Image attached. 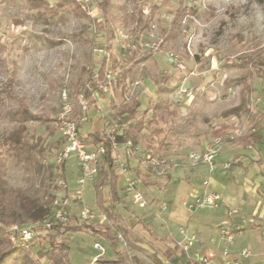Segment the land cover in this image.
<instances>
[{
    "label": "rangeland",
    "instance_id": "obj_1",
    "mask_svg": "<svg viewBox=\"0 0 264 264\" xmlns=\"http://www.w3.org/2000/svg\"><path fill=\"white\" fill-rule=\"evenodd\" d=\"M48 1L53 7L58 2L0 0V136L15 127L12 114L26 106L37 118L28 123L29 135L41 137L46 148L39 163L30 169L6 157V182L34 199L46 201L54 209V200L65 195L62 184L74 186L80 176L75 158L59 163L64 143L60 121L64 93L68 94L73 108L71 118L79 123L81 136L89 142V135L95 132L105 130L111 137L126 133L128 128L117 114L119 105L124 100L138 99L142 104L141 117L150 99L156 96L153 77L158 74L164 86L171 89L165 98L177 115L160 124L163 130L160 136L151 137L148 130L143 132L145 144L151 143L157 152L152 154L141 144L128 145L127 139L126 143L116 145L113 153L116 171L123 177L128 194L123 193L124 200L117 205L127 234L116 231L117 245L105 237L87 233L67 234L58 241L70 247V264H90L98 254L93 247L95 243L105 249L98 264H123V258L118 256L121 250L127 264L153 261L154 255L163 259L167 245L157 240L159 235L155 231L160 233V227L169 228L165 217L170 207L162 190L148 188L151 183L165 184L174 172L189 174L203 167L209 171L205 164L193 165L189 154L216 149L217 157L223 160L210 173L223 171L234 182H241V189L247 182L248 187L257 186L258 174L252 177L243 170L236 172L238 163L248 165L246 158L254 155L256 149H247L241 155L243 151L238 145L217 144L212 131L226 119L224 112L242 103L241 88L248 68L236 63L247 60L251 67L259 58H264V4L254 0H75L81 10L76 5L66 6L58 9V16L52 18ZM106 9L113 29L109 42L100 26L106 25L103 15ZM137 18L142 19L140 23ZM147 23L150 27H145ZM106 46L111 48L110 53L121 68L127 65L132 52L137 56L150 50L156 53L133 69L128 94L115 96L109 86L108 91L98 87L84 113L74 91L98 74L103 58L109 56ZM111 70L112 64L108 61L106 71ZM117 72L112 70L115 76ZM252 86L249 110L237 114L233 128L246 137L252 135V127L257 124L264 133V74L263 78L255 77ZM1 88H8L12 93ZM151 116L149 113L146 120H151ZM148 156L161 163L152 165ZM163 163L171 166L169 174L161 173ZM196 178L204 188L207 177ZM100 179L99 171L95 183L85 186L83 193L84 205L103 218L105 215L96 205ZM129 180L134 182L133 190L128 189ZM176 184L177 190L180 188L177 193L182 194L181 186L192 181L180 174ZM102 190L109 200L108 188ZM256 197L264 199V189ZM182 199L186 207V196ZM74 211L69 224L109 223L106 216L105 221L85 222L79 219L78 210L74 208ZM253 216H258L257 212ZM151 219L159 222L158 225L151 223ZM36 223L28 220L25 226L35 227ZM35 228L36 243L30 248L37 255L40 249L49 248L45 236L50 231L41 226Z\"/></svg>",
    "mask_w": 264,
    "mask_h": 264
},
{
    "label": "trees",
    "instance_id": "obj_2",
    "mask_svg": "<svg viewBox=\"0 0 264 264\" xmlns=\"http://www.w3.org/2000/svg\"><path fill=\"white\" fill-rule=\"evenodd\" d=\"M254 1L264 4V0ZM46 3L51 7V12H53L51 16L52 18L58 16V9L66 6L74 7V5H76V9L81 10L75 0H58L57 5L54 7L49 1ZM103 11L106 25L100 24V26L101 30H103L102 32L105 33L107 42H109L113 29L111 28V21L108 17L109 13L107 9ZM138 20V23H140L142 19L137 18V21ZM145 27H150V25L147 23ZM106 51L109 52V56H105L102 60V65L98 72L99 79L101 81L105 80L106 67L108 61H111L112 70L118 72L115 79L111 81L109 85L115 96L122 97L129 93V80L133 69L138 67L142 61L150 60V58L156 53L155 50H150L143 55L140 54L137 56V53L132 52V56L127 62V65L121 68L120 63L115 56L110 53L111 48L106 46ZM243 61L246 63H236V65L238 64L241 67L248 68L246 78H243L245 81L244 85L241 88L242 103L239 106L224 112V117L237 114L241 110L247 108L250 104V94L254 91V87L252 86L254 78H263L264 58H259L251 67L249 66V61ZM159 77L158 74L153 77V81L157 87V93L155 98L150 99L147 110L143 112L141 117L139 115L142 104L138 99L133 98L129 101L124 100L119 105L117 114L122 121V124L128 129L126 133L114 136L115 142L118 145L126 143L128 139L129 141H132L134 145L141 144L146 147L152 154L157 152V149L153 147L151 143L148 145L145 144L143 132L148 130L151 137L160 136L163 132V130L159 128L160 124L167 123L177 115L174 110H171L169 100L165 98V94L171 92V89L164 86L165 83H162V80H160ZM163 81L166 80L163 79ZM98 87L99 84L96 80L91 79L88 83L77 86L74 93L77 97L84 95L87 99H90ZM1 91H11L12 93V90H8V88H1ZM149 113H151L152 116L151 120L147 121L146 119ZM12 118L15 127L9 133L0 136V264H70V247L65 244L64 241H58L59 238L64 237L67 234H94V236L105 237L114 245H117L119 238L117 237L116 231L121 230L124 234H127V231L125 228L124 217L118 212L117 206L122 203V200L117 186L119 175L114 164V148L110 135H108L105 130L103 132L90 134V141L87 142L86 140V142L93 145L104 144L106 147V154L100 168L101 179L99 185L101 188L96 195V205L107 217L109 223L101 226L85 223L79 225H54L50 230V234L45 236L49 248L40 249L37 255L32 252L31 248L27 249L12 243L7 231L8 227L14 225L24 227L27 225L28 220H33L35 222L43 220L45 217L51 215L53 211L46 201L34 199L21 190L13 189L6 182L8 174V167L5 160L6 157L12 158L17 165L22 166L24 169H30L39 163V157L43 156L46 151L41 137L37 138L34 135H29L28 123L37 118L26 106H23L14 112ZM229 129V126L223 124L213 131L214 138L221 139V145L230 142H239L244 147L252 145L250 140L243 137L232 139L227 132ZM253 143H256V141ZM104 187L109 188V200L105 199L102 190ZM35 239L33 240L32 245L36 243ZM180 250L181 247L176 245L173 248H169L165 255L168 259H171ZM118 256H121L124 261L127 260V257L122 250L118 252Z\"/></svg>",
    "mask_w": 264,
    "mask_h": 264
},
{
    "label": "crops",
    "instance_id": "obj_3",
    "mask_svg": "<svg viewBox=\"0 0 264 264\" xmlns=\"http://www.w3.org/2000/svg\"><path fill=\"white\" fill-rule=\"evenodd\" d=\"M243 110L247 112L249 110V105ZM262 112L264 114V110H262ZM237 114L226 117V119L221 122V125L224 124L230 127L227 132L232 139L243 137L250 140L252 145L244 147L239 142H230L225 145H238V148L243 151V153H240L241 155H245L247 149H256L255 153H253L254 155H251L250 158H246L249 161L248 165L238 163L236 172L238 170H243L244 173L252 177L258 174V179L255 180H258L257 186L254 188L248 187L247 182L245 188L241 189V182H234L232 177L229 178L223 171L216 170V172L210 173L205 167L189 174L174 172L170 175V180L165 184L161 182L151 183L148 188L151 190H162L165 195V201H167L170 207L168 210L169 214L165 217L166 221L169 223V228L163 229L160 227L162 224H160V233L155 231V235H159L157 236V240L165 243L167 246L163 253V259L154 255L153 261L147 259L143 260L141 264H198L191 260L182 249L171 259H168L165 255L169 248L175 247L178 245V242H183L186 237H191L194 234L200 235L201 241L196 243L191 249L190 255L192 256L196 253L206 255L210 252H217L219 254L217 258L219 263H223L227 260H237L241 264H264V199L256 197L259 195V191L264 189V133L262 132L263 128H261L260 124H257V127H252L253 133H251L252 135L250 137L242 136V134L236 132L233 128L236 126V121L238 120ZM231 131L233 132L230 133ZM254 141H256V143H253ZM242 158L243 156L240 157V159ZM222 160V157H216L217 164ZM240 171H238V173H240ZM180 174L187 176L192 181V184L181 186L182 194L177 193L180 188L177 190L178 184H176ZM198 175L206 176L209 181L208 189L222 195L223 203L220 207L214 209H199L196 212H192L183 206L182 196H186L187 200L190 201L193 195L196 193L198 195L202 194L206 190L205 187L203 188L202 184L198 182L196 178ZM117 186L121 200H124L122 194L126 193V184L121 175H119ZM247 187L249 188L248 190ZM255 212H257L258 216H253ZM138 213H142L141 210ZM150 216H152L151 212ZM244 218L248 219L244 221ZM150 221L151 223H155V225L159 223L154 222L155 220L153 221L152 219ZM223 222H229L233 227L235 231L234 244H228L221 240L220 233L221 224ZM225 248L228 249L230 254L228 259L221 256V252ZM243 251H247L249 256L246 257L242 255ZM123 262V264H127V260H123Z\"/></svg>",
    "mask_w": 264,
    "mask_h": 264
},
{
    "label": "built area",
    "instance_id": "obj_4",
    "mask_svg": "<svg viewBox=\"0 0 264 264\" xmlns=\"http://www.w3.org/2000/svg\"><path fill=\"white\" fill-rule=\"evenodd\" d=\"M114 73V72H113ZM112 70L105 72V80H100L99 75L97 74L93 79L99 84V87H103L105 91H108L109 83L115 79ZM104 84V85H103ZM81 108L84 110V113L88 109V100L84 95L78 97ZM63 112L60 117L62 124L63 138L64 143L59 152V163H64L70 158H75L80 167V176L74 182V186H71L69 183H63V189L65 195L54 200V209L51 215L45 217L43 220L37 221L36 226H41L42 228L50 231L54 225L62 224L67 225L71 223L74 217V208L78 210L79 219L89 222L96 223L98 220L105 221L106 217L100 216L96 211L86 207L84 205V193L83 188L87 185L95 183L97 177L99 176V171L101 163L106 154V147L104 144L93 145L88 144L84 138L81 136L79 123L73 120V108L71 102L69 101L68 94L64 93L63 98ZM112 140L113 148L118 145L115 142L114 136H110ZM217 144H221V139H216ZM128 145L133 144L132 141L127 142ZM216 157L217 150L210 149L206 153H191L189 154V159L193 165L205 164L208 166L209 171L213 172L216 169ZM149 162L158 166L161 161L156 160V158H151L148 156ZM161 173L169 174L171 171V166L162 164ZM123 173L126 172V169L122 170ZM134 182L129 180L128 189L133 190ZM205 191L202 194H195L192 196L190 201H186L185 205L191 211H197L199 209H214L218 208L223 203L222 195L216 191L208 189L209 181L204 182ZM102 218V220H101ZM35 227H20L18 225L11 226L8 233L10 239L14 245H19L24 248L30 249L32 246L33 240L36 238ZM184 233V232H182ZM221 240L225 241L228 244H234L235 242V231L229 222H223L221 224ZM201 241V236L194 234L191 237H186L183 242H178V246L186 253V255L193 261L198 264H241L237 260H227L223 263H219L217 258L219 254L217 252H210L206 255H200L196 253L195 255H190L191 249L195 246L196 243ZM94 249L98 254L92 259L90 264H98L99 258L104 255L105 249L99 244H94ZM229 251L225 248L221 252V256L226 259L229 258ZM242 255L249 256L247 251H243Z\"/></svg>",
    "mask_w": 264,
    "mask_h": 264
}]
</instances>
